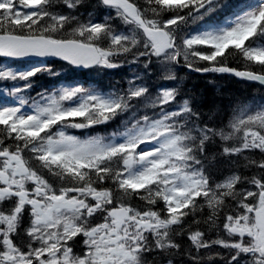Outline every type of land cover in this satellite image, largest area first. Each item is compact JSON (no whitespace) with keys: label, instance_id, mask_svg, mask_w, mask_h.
Returning <instances> with one entry per match:
<instances>
[{"label":"snow or ice","instance_id":"obj_1","mask_svg":"<svg viewBox=\"0 0 264 264\" xmlns=\"http://www.w3.org/2000/svg\"><path fill=\"white\" fill-rule=\"evenodd\" d=\"M84 2L0 0V57H52L81 69H148L156 57L197 73L264 84V74L228 63L252 62L264 70V0L195 33L185 28L222 7L219 0H97L95 7L109 10L102 22H93L91 12L83 21L75 14ZM58 3L71 11H53ZM114 20L127 30L119 31ZM41 73L58 75L40 64L0 67V82H13L0 87V264H146L144 253H179L175 237L185 234L196 250L190 264H264V159L246 165L260 175L233 174L221 182L210 180L202 161L215 137L228 142L241 132L239 144L225 143L222 155L264 153V132L251 127L264 129V111L245 118L242 109L227 131L201 125L195 97L181 96L178 87L153 96L139 73L126 89L61 86L26 97ZM171 104L178 106L169 110ZM141 105L154 111L141 112ZM125 114L124 131L108 137L67 131ZM146 143L152 148L138 152ZM46 175L63 183L54 186ZM97 217L101 222L94 223ZM78 237L83 249L75 254ZM217 247L226 251L207 260L200 255Z\"/></svg>","mask_w":264,"mask_h":264},{"label":"trees","instance_id":"obj_2","mask_svg":"<svg viewBox=\"0 0 264 264\" xmlns=\"http://www.w3.org/2000/svg\"><path fill=\"white\" fill-rule=\"evenodd\" d=\"M97 0H85V2L75 10V14L80 17H87L91 12L92 19L97 22H102L104 17L109 14V10L95 7ZM137 3H142V0H137ZM53 11L67 14V8L63 4H56L52 8ZM113 23L117 26L119 31H126L127 26L120 23L118 20H114ZM122 59V58H121ZM229 65L238 70L244 71H255L258 74H264V70L258 64L252 62H239L236 60H229ZM45 66L52 68L54 71L62 72L67 69V66L53 62L47 63ZM177 71L176 77L179 78L181 90V96L184 97H195L197 103L194 107L201 113L200 124L210 125L216 129L224 128L229 117L233 114L237 105L246 99L256 95L260 90V86L255 81H249L247 79L236 77L231 74H218V73H197L195 71L189 70L186 66L181 63L180 65H175ZM175 69V70H176ZM58 70V71H57ZM71 70V69H69ZM139 74L143 77V82L151 87L152 83L154 89L160 88L163 83L168 81L164 69L162 68V60L156 57L152 58V62L148 69H145L142 64L140 65H127L116 69H94L90 75H93L91 81H94L105 86H113L120 88L135 74ZM75 75V73L73 72ZM76 76L78 79L83 80V82L88 81L87 74H79ZM35 81L41 85H50L52 80H60V82L65 81L60 76L47 77L38 74L33 77ZM139 82V81H138ZM256 85V86H255ZM3 126H0L2 128ZM240 139H232L225 142L217 137L207 144L206 152L202 156L203 165L206 167L205 174L210 177L212 182H220L228 175L238 174L242 177H251L253 175H260L261 172L255 167L246 166L248 160H261L264 159V153H261L258 149L244 150L238 155H233L227 157L221 154V148L225 143L229 144H239ZM27 154H25L26 156ZM28 159V157H26ZM30 163H33L30 161ZM33 166L35 164L33 163ZM54 186H60L63 182L57 178L47 176ZM240 187L251 188L250 184H244ZM130 204L138 208L146 207L145 202L141 201L136 197H126L125 198ZM161 205H157L159 208ZM207 209H205L206 213ZM204 213L199 214L203 216ZM101 222L100 218L97 217L94 223ZM201 229L206 228L204 224L199 226ZM217 233L209 232L208 236L212 239L217 238ZM81 238H77V242L73 246V251L75 254H79L83 245L80 243ZM151 239V237H150ZM178 243L181 245V250L179 253L172 252L168 256H162L156 251L147 252L143 254V259L146 264H166L167 259H172L176 264H190V253L191 255H196V250L192 247L191 242L187 238V234L184 236L175 237ZM214 251H226L220 248L214 250H200V255L207 260V256Z\"/></svg>","mask_w":264,"mask_h":264},{"label":"rangeland","instance_id":"obj_3","mask_svg":"<svg viewBox=\"0 0 264 264\" xmlns=\"http://www.w3.org/2000/svg\"><path fill=\"white\" fill-rule=\"evenodd\" d=\"M246 2H248V3H244V1H242V0H219V3L221 5H223L222 7L218 8L214 13L211 14V16L206 17L204 21H200V22L195 23V24H189L185 28V31L188 33H195L199 30L207 29L209 27L220 26V25L225 23L227 17L233 16L234 14L242 12L243 10L248 8L249 5L254 2V0H251V1L246 0ZM67 10H69V9H67ZM70 11L71 10L66 11V13L68 14ZM80 18L83 21V20H86L88 18V16L87 17L81 16ZM93 22H97V21L93 20ZM161 60H162V68L164 69V73L166 74L167 78L169 77V75H174L176 77L175 71H177V69H176L175 65H171V64L167 63L166 61L163 60V58ZM38 64L45 65L43 63L42 64L38 63ZM33 65H36V63H17V62H12V61L0 60V67L11 66V67H15L16 69L22 70L26 67L30 68ZM69 69L70 68L67 67L66 70L64 69L62 72H58V75H55V76H49L47 73H41L40 75L47 77V79H50L51 77L53 78L56 76H60L65 81L60 82V80H52V83L50 85L45 86V85H41V84L37 83L35 81V79L32 78L33 86L31 87V89L27 90L23 94L28 98H32V97L38 98L37 94L40 93L42 90H47L49 93H51L53 90L58 89L61 86H75V85H83L85 87H93V88H96V89L103 91L105 93L112 91L114 88H117V87H113V86L108 87V86H105L103 84H99V83H96L94 81H91L93 78V75H88L87 76L88 81L85 83V82H83V80H80L76 77L79 75H74L73 74L74 71L69 70ZM54 72H56V71H54ZM137 73H139V72H137ZM15 83L19 84V85L24 84L23 81H17ZM148 83L151 84V87H149V90L153 96L157 95L158 91L161 89H171L173 87L179 88V85H180V82L178 81V79L171 80L169 78H168V81L163 83L160 88L158 87L156 89H154V85L152 83H150V82H148ZM256 83L260 86V88H259L260 90L258 91V93L256 95L254 94V96L251 97L250 99L241 101L239 103V105L237 106L235 112H234V116L240 115L242 109H247L243 113L245 118L248 115H255L257 111H264V84H261L259 82H256ZM12 86H13V82H11V81L0 82V87H7L10 89ZM126 88H127V82H125V84L121 88L119 86L117 89H126ZM29 103H31V99H29ZM178 103H179V101H178ZM177 106H178V104H171V105H168L166 107L169 110H171L172 108H175ZM28 110H29L28 108L25 109V111H28ZM140 110H141V112L147 111L149 113L154 111L153 109L145 108L143 105L140 106ZM156 110H158V109H156ZM127 118H128V114H125L124 116L118 117L117 119H115V120H113L107 124L99 125V126H96L94 128L85 129V130L67 129V131L70 134L77 135L81 138H85L89 135H100V136L108 137L114 132L119 133V132L124 131V122L127 120ZM251 127L253 130H261L262 132H264V129H260L258 124H253V125H251ZM224 130L227 131L228 129L224 128ZM53 131H56V129H54ZM241 137H242V132L236 134V136H234L233 139L238 140V139H241ZM218 138L220 139L219 136H218ZM151 148H152V144L146 143V144L140 145L139 148L137 149V151L139 152L142 149H151ZM26 157L29 158L28 154L25 156V158ZM30 161L34 163V161H32V160H30ZM203 168L205 171L206 167L204 165H203Z\"/></svg>","mask_w":264,"mask_h":264},{"label":"water","instance_id":"obj_4","mask_svg":"<svg viewBox=\"0 0 264 264\" xmlns=\"http://www.w3.org/2000/svg\"><path fill=\"white\" fill-rule=\"evenodd\" d=\"M4 60H11V61H18V62H61V63H64V64H67L66 62L58 59V58H52V57H48V58H37V57H27V58H23V59H12V58H6V57H0ZM68 65V64H67ZM70 66V65H69ZM73 67V66H71ZM75 70H77L78 72H87L89 70H92V69H81V68H75L73 67ZM94 69V68H93Z\"/></svg>","mask_w":264,"mask_h":264},{"label":"bare ground","instance_id":"obj_5","mask_svg":"<svg viewBox=\"0 0 264 264\" xmlns=\"http://www.w3.org/2000/svg\"><path fill=\"white\" fill-rule=\"evenodd\" d=\"M27 63H32V62H29V61H28ZM177 79H179V78H177ZM178 81H179V80H178ZM179 86H180V85H179ZM246 100H247V99H246ZM238 105H239V104H238ZM238 105H237V106H238ZM236 108H237V107H236ZM230 119H231V116L229 117L228 121H229ZM228 127H229V126L226 125L224 128H227V129H228ZM224 128H222V129L224 130ZM229 176H230V175H228L227 177H229Z\"/></svg>","mask_w":264,"mask_h":264}]
</instances>
